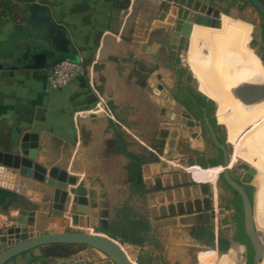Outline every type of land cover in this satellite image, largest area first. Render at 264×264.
Returning <instances> with one entry per match:
<instances>
[{
	"label": "crops",
	"instance_id": "crops-1",
	"mask_svg": "<svg viewBox=\"0 0 264 264\" xmlns=\"http://www.w3.org/2000/svg\"><path fill=\"white\" fill-rule=\"evenodd\" d=\"M218 1L0 0V153L32 160L37 179L47 182L54 173L57 182L67 185L75 177L87 190L89 214L79 215L77 227L59 217L58 229H97L107 235L119 205L136 204L147 226L142 232L147 241L125 242L136 260L150 253L163 263L191 264L199 257L201 241L195 233L210 231L214 221L219 226L221 209L228 205L220 199L233 195L214 168L203 171L189 164L193 153L206 155L207 143L201 121L181 103H172L177 81L173 57L180 46L178 24L209 11L220 12L222 28L195 25L181 60L199 98L216 102L218 73L229 61L225 126L228 134L250 136L241 147L235 143L231 166L243 161L255 168V187L264 192V103L245 108L231 93L240 83L264 82V65L249 47L259 30L258 12L237 0ZM226 3L247 9L245 22L228 19L232 15L218 9ZM45 21L65 33L66 44L56 45ZM63 59L84 62L86 75L51 90L53 67ZM159 86L169 94L162 95ZM185 162L200 185L174 188L176 168L185 169ZM18 178V172L0 164V247L17 237L10 232L22 214L27 220L31 211H42L41 203L13 190ZM186 207L194 210L185 213ZM257 230L264 233V227ZM76 247H40L9 264H111L94 249L66 258L51 255ZM202 256L203 263L218 258L214 250Z\"/></svg>",
	"mask_w": 264,
	"mask_h": 264
},
{
	"label": "water",
	"instance_id": "water-1",
	"mask_svg": "<svg viewBox=\"0 0 264 264\" xmlns=\"http://www.w3.org/2000/svg\"><path fill=\"white\" fill-rule=\"evenodd\" d=\"M249 2L264 17L263 2L260 0H249ZM210 12L207 15L190 16L184 23L178 24L176 37L179 38V44L184 47L186 55L189 52L190 39L195 25L213 29L222 28L220 12L218 10L214 11L213 16H210ZM229 17L236 20L243 19L238 18V16ZM45 22L55 39L56 45L61 47L62 44H66L65 33L48 21ZM254 44L255 41H252L249 47L256 51L261 63L264 65V58L262 57L264 46L256 48ZM64 60L72 59H63L61 61ZM158 90L161 91L162 95L169 94L162 86H159ZM231 93L245 108L254 107L264 103V82H243L237 85ZM172 103L177 105L175 99L172 100ZM206 124L212 133L216 147L221 150L224 156L219 174L223 175L227 185L237 192L242 199L244 230L254 249L253 262L254 264H264V244L254 222L255 199L253 202L251 201L244 186L237 182L231 174V168L234 165L231 166L230 156L234 152V146L229 142L221 144L214 135L211 124L208 121H206ZM32 158H34V155ZM0 164L19 173L17 183L13 185L14 191L27 194L35 203L43 205L42 211H31L27 220L25 214L19 217L17 228L10 232L14 235L16 234L17 237L11 236L7 239V243L0 247V264H8L23 254L49 245L85 246L105 254L111 264H135L129 260L127 254L118 243L106 236L91 234L88 231L58 229L56 220L59 217L64 216L65 219L70 221L71 226L77 227L79 225V215L85 216L89 214L87 190L84 187L83 180L69 177L67 185H64L53 178L54 173H51L47 182L41 177L37 179L32 174L33 161L23 159L19 155L0 153ZM244 164L249 168L252 184L257 175V170L247 163ZM62 175L64 177L66 173L64 172ZM81 220L83 221V219ZM26 222H28V226H26ZM81 226L84 227L83 223Z\"/></svg>",
	"mask_w": 264,
	"mask_h": 264
},
{
	"label": "rangeland",
	"instance_id": "rangeland-1",
	"mask_svg": "<svg viewBox=\"0 0 264 264\" xmlns=\"http://www.w3.org/2000/svg\"><path fill=\"white\" fill-rule=\"evenodd\" d=\"M239 3L241 2L242 3V0H237ZM221 5H222V1L219 0L218 1ZM215 7V6H214ZM219 10H221V12L223 13H227V14H230L232 16H242L240 18H243V19H239L241 21H244L246 20L245 19V16L247 17L248 15V11L247 9L245 11H243L241 8H238L236 4L234 5H230V3H226L225 4V7L224 8H218ZM255 17L254 19L256 20V22L260 23L262 21V17L257 13L254 14ZM210 16H213V12L211 11L210 12ZM226 18V16H224ZM228 19H230V17H227ZM225 19L228 23V25H230V21H228V19ZM245 22V21H244ZM253 31H254V28L252 30V34H253ZM259 32V31H258ZM232 38V36H231ZM259 38V37H258ZM240 50L241 49V46H239V48H237V50ZM232 50L234 51L235 50V47H234V44L232 45ZM185 60L188 62L187 58H185ZM252 62V61H250ZM189 63V62H188ZM191 75H194L191 73ZM217 112H218V104L215 102V109L213 111V116L215 117L216 119V123L221 126V129H222V132L224 134V138H225V142H228V129L226 126L220 124L218 122V119H217ZM162 146H161V150H162ZM232 155L230 156V158L232 159ZM232 161V160H231ZM246 162H243V161H236L234 166L231 168V172L235 173L237 172V170H240V167L242 164H244ZM248 164V163H247ZM246 165V164H244ZM185 169H182V168H176V173L178 174L173 183L174 185V188H181L180 186L184 187V188H189V187H198L200 184H198L197 181H199L196 177V174L192 173V172H189V168L187 166V163L185 162V166H184ZM184 173L182 175V177L179 175ZM192 175V176H191ZM195 175V176H194ZM235 177H237L235 174H234ZM181 177V178H180ZM252 182V181H251ZM251 184V183H250ZM253 184V183H252ZM251 184V185H252ZM254 187V199L256 197V188L254 185H252ZM207 192H210V189L207 190ZM226 194H229L228 191H226ZM211 196V195H210ZM228 199H229V196H222V198L220 199V203H228ZM229 206H232L231 204L230 205H227V207H224L223 211L221 209V218L219 216V226L216 225L215 221L214 223L212 224L213 227L209 230H207L208 233L204 232V231H201V229L198 230V232L195 233L194 237L197 238V240L201 241V245L199 246L198 250L200 251L199 253V257L198 258H194L193 259V263L191 264H228V260H229V255L228 253L226 252H223L220 250V241H225V242H230L234 236V232H235V228H234V223H233V215H234V212H233V209L231 208H228ZM130 207H138V210L133 209V208H130ZM196 208V207H195ZM185 210L187 212L185 213H190L191 210L193 211L194 208L193 207H186ZM196 211H198L199 209L196 208L195 209ZM143 208L142 206H136V204H132V206L130 204H120L119 207L117 208L116 212L113 213V216L112 217H119V216H129L130 218H132V220L135 222V223H139L141 225H144L145 221H143ZM189 220V219H188ZM190 223V221H183V224H188ZM202 221L199 220L197 221V224H201ZM146 226H144L141 230V234L139 236V240H144V241H147V237L143 236V233L144 232V228ZM218 228V229H216ZM91 233V232H90ZM91 234H96V235H101V236H106L104 235L103 232H100V230L98 231L97 229L94 230L93 233ZM261 234V238H262V241H263V244H264V233L260 232ZM107 237V236H106ZM112 239V238H110ZM114 240L116 243H118L122 249L125 251V253L127 254V256L129 257V259L135 263V264H175V263H163L162 261H160L159 257H152L150 253H145V254H141L139 259L136 260L135 259V256H134V252L133 250H131L130 248H128L126 245H125V242L122 241L121 239H112ZM223 243V246L224 248H226V243ZM87 249H91L89 247H85V246H78L76 248H62V249H58L57 251H53L51 252V255H53L54 257H63V256H67V257H70V256H76V255H79V253H81L82 251H85ZM207 250H214L217 252V255H218V258L216 260V263H203V253L206 252ZM106 259L109 260V258L103 254ZM34 257V256H33ZM66 258V257H65ZM42 263H45V262H42ZM9 264V263H8ZM38 264V263H36ZM177 264H180V263H177Z\"/></svg>",
	"mask_w": 264,
	"mask_h": 264
},
{
	"label": "trees",
	"instance_id": "trees-1",
	"mask_svg": "<svg viewBox=\"0 0 264 264\" xmlns=\"http://www.w3.org/2000/svg\"><path fill=\"white\" fill-rule=\"evenodd\" d=\"M246 1L249 2V0H246ZM260 1L263 2L264 4V0H260ZM209 98L211 99V97ZM212 100L213 101H210L209 106H208L209 114H213V111L215 109L216 99H212ZM184 104L187 105V102H184ZM213 123H216L215 118H213ZM217 128L218 130H221V126H218ZM221 141L224 144L225 138L221 139ZM204 165H205L204 163H201V166H204ZM213 168H214L213 170L215 174L220 173L221 168H222V161L220 163L217 161L213 162ZM220 178L225 184V186L229 190H231L233 194L235 195V199L233 201H229V204H232L234 207V210L236 211L235 216L232 218L233 223L236 228L234 236L230 242L220 241V244H221L220 250L228 253L229 255L228 264H254L253 262L254 249L244 230V220H243L244 212H243L242 199L237 192H235L233 189H231L227 185L222 174H220ZM251 181H252V176H248V179L245 178L243 180V183H241V185L244 186L248 196L253 202L254 201V187L250 184ZM253 185L255 186L254 181H253ZM254 209H255L257 227L263 228L264 227V223H263V220H264V192L257 191V189H256ZM144 226H146V223H144V225L135 223L132 220V218H130L129 216H119L115 220H113V222L111 223V226H109L108 230L105 231V234H107L106 235L107 237L112 238V239L120 238L122 241L127 242V243L139 244V243H142V241L139 240L138 238ZM146 228L147 226L144 228V231L146 230ZM201 231L208 233L207 229L206 230L201 229ZM224 242L226 243V248H224L223 246ZM63 257H67V256H63Z\"/></svg>",
	"mask_w": 264,
	"mask_h": 264
},
{
	"label": "flooded vegetation",
	"instance_id": "flooded-vegetation-1",
	"mask_svg": "<svg viewBox=\"0 0 264 264\" xmlns=\"http://www.w3.org/2000/svg\"><path fill=\"white\" fill-rule=\"evenodd\" d=\"M242 4H244L245 6L252 7L250 2H247L246 0H242ZM258 14L262 17V21L259 23V26H258L259 32L256 33L257 35L255 34V37L257 36L255 40V44H254L256 48L260 46H264V19H263V16L259 12ZM183 52H184V47L180 45L179 47H177L176 52L174 53L175 56L173 57V64H174L173 67H174V72L177 78L176 91L173 93V98L177 102L181 103L195 119L201 121L202 134L207 143V153H205L206 154L205 156H200L198 153H193V157L190 158L189 164L191 166L196 165L201 170L206 171L207 168H213V162L217 161L220 163L222 161V165H223V161H224L223 153L221 152V150H219L216 147L213 141V138H212V133L210 132L206 124V121H208L211 124L213 133L221 144H223L221 139L224 138V134L222 132V129L218 130L217 127L219 125L217 123H213V118H215L213 114L208 113V106H209L210 101L212 100L206 97L200 99L199 94H197V92H195L192 89V86H191L192 78L189 76L188 69L183 65L182 60H181V54ZM262 57L264 58V52L262 53ZM198 99H200L201 102L198 101ZM184 102H187V105L184 104ZM201 163H204L205 165L201 166ZM248 170L249 168L246 165L242 164L240 167V170H237V172L235 173L231 172V174H232V177L241 184L243 183V180L245 178L248 179V176H251ZM234 174L237 177H235ZM220 181L221 183H223L221 178H220ZM232 195H233L232 198L228 199V205H230L229 201H233L235 199V195L233 194V192H232ZM230 207L233 209V212H234L233 217H234L236 214V211L234 210L233 205Z\"/></svg>",
	"mask_w": 264,
	"mask_h": 264
},
{
	"label": "bare ground",
	"instance_id": "bare-ground-1",
	"mask_svg": "<svg viewBox=\"0 0 264 264\" xmlns=\"http://www.w3.org/2000/svg\"><path fill=\"white\" fill-rule=\"evenodd\" d=\"M230 71H231V66H230L229 61H225L222 64V67L220 68L219 73H218L219 85H218V96H217V102H216L218 104L217 119H218V122L224 126H225L226 115L229 112L228 89H229ZM249 138H250L249 135H245L243 133L228 134V142L234 146V152L232 155L236 154L235 143L239 147H241L245 145V142ZM254 222H255V227L257 229L255 209H254Z\"/></svg>",
	"mask_w": 264,
	"mask_h": 264
},
{
	"label": "built area",
	"instance_id": "built-area-1",
	"mask_svg": "<svg viewBox=\"0 0 264 264\" xmlns=\"http://www.w3.org/2000/svg\"><path fill=\"white\" fill-rule=\"evenodd\" d=\"M85 75L86 66L84 62L64 60L54 65L52 75L49 78V85L51 90H59Z\"/></svg>",
	"mask_w": 264,
	"mask_h": 264
}]
</instances>
